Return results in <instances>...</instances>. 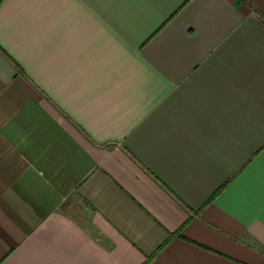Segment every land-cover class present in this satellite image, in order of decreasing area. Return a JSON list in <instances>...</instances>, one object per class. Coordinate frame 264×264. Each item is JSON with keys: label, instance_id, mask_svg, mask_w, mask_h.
Listing matches in <instances>:
<instances>
[{"label": "crops", "instance_id": "obj_1", "mask_svg": "<svg viewBox=\"0 0 264 264\" xmlns=\"http://www.w3.org/2000/svg\"><path fill=\"white\" fill-rule=\"evenodd\" d=\"M0 48V264H264V0H0Z\"/></svg>", "mask_w": 264, "mask_h": 264}, {"label": "trees", "instance_id": "obj_2", "mask_svg": "<svg viewBox=\"0 0 264 264\" xmlns=\"http://www.w3.org/2000/svg\"><path fill=\"white\" fill-rule=\"evenodd\" d=\"M1 49V48H0ZM2 50V49H1ZM5 55L8 57V59L14 64V66L16 67L17 71L20 73H24L23 69L21 68V66L10 56H8L6 53ZM171 238V237H170Z\"/></svg>", "mask_w": 264, "mask_h": 264}]
</instances>
